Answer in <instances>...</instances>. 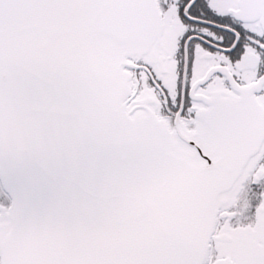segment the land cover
Instances as JSON below:
<instances>
[{
	"label": "snow or ice",
	"instance_id": "6c2138e0",
	"mask_svg": "<svg viewBox=\"0 0 264 264\" xmlns=\"http://www.w3.org/2000/svg\"><path fill=\"white\" fill-rule=\"evenodd\" d=\"M0 264H264V0H0Z\"/></svg>",
	"mask_w": 264,
	"mask_h": 264
}]
</instances>
